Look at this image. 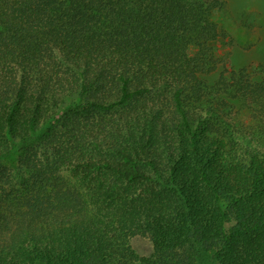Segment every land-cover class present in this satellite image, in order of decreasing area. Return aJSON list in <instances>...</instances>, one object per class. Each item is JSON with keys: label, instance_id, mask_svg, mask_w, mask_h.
Segmentation results:
<instances>
[{"label": "trees", "instance_id": "16d2710c", "mask_svg": "<svg viewBox=\"0 0 264 264\" xmlns=\"http://www.w3.org/2000/svg\"><path fill=\"white\" fill-rule=\"evenodd\" d=\"M225 4L0 0V187L31 173L0 264H264V77L210 80Z\"/></svg>", "mask_w": 264, "mask_h": 264}, {"label": "rangeland", "instance_id": "374dc122", "mask_svg": "<svg viewBox=\"0 0 264 264\" xmlns=\"http://www.w3.org/2000/svg\"><path fill=\"white\" fill-rule=\"evenodd\" d=\"M223 1L226 3L224 9L215 13L221 38L214 43L215 55L221 63L218 71L210 76V80H216L224 66L230 71L248 69L257 73L258 78L264 77V0ZM241 117L248 121L245 113ZM30 175L26 169L16 167L12 172V186H2L0 192L21 190V183ZM111 187H114V192L127 189L115 180ZM130 244L141 258H148L153 252L150 240L143 235L133 236Z\"/></svg>", "mask_w": 264, "mask_h": 264}]
</instances>
